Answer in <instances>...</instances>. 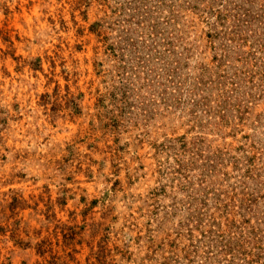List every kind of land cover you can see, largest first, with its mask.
<instances>
[{"label": "rangeland", "instance_id": "obj_1", "mask_svg": "<svg viewBox=\"0 0 264 264\" xmlns=\"http://www.w3.org/2000/svg\"><path fill=\"white\" fill-rule=\"evenodd\" d=\"M128 1L0 0V264H263L264 0Z\"/></svg>", "mask_w": 264, "mask_h": 264}, {"label": "trees", "instance_id": "obj_2", "mask_svg": "<svg viewBox=\"0 0 264 264\" xmlns=\"http://www.w3.org/2000/svg\"><path fill=\"white\" fill-rule=\"evenodd\" d=\"M143 1L144 0H131L128 2L133 3V5L135 6L134 8H138L140 3H142ZM196 1H198V0H182V5L183 4L187 5L191 8H193L194 10H196ZM150 3H151V5H150L151 7L157 6L158 9H163V8H167V7L170 8V7H173L174 5H176L175 0H150ZM152 3H154V4H152ZM178 7H181V5H178ZM149 10H151V8H148V11ZM172 11L173 10L168 9V12L170 15H172ZM201 12L202 13L206 12V9L201 8ZM207 12L209 13V15L206 16L205 18H207V21H208L212 12L210 10ZM170 15H168V18L164 20L165 24H168L170 22V19L172 18ZM256 159H257V162L255 163L254 157H248L247 158V169L245 170V173L242 174V176H243V180L241 182L242 186H243L242 189L249 190L247 192L246 191L243 192V190H242L239 193L241 195V197L238 200V202H239L238 207L241 208L242 211L243 210L247 211L246 209L250 210V208H248L250 206H248L246 204H249V205L254 204V202L256 201V198H263L264 197V192L261 195H256V197L254 196V191H255L256 187L264 185V160H262L261 158L260 159L256 158ZM259 184H261V185H259ZM241 215H243V214H241ZM256 220L259 221V218ZM247 223H249V221L246 219L242 220L240 222H235L234 219L229 221L230 228H233V232H234L233 239L237 235L236 239H238V241H240L237 244V248L232 249V250H234L233 253L235 252V254H231V256H235L236 254H241V255H243L244 258H246L248 255L253 256L254 254H252L250 252L246 253L245 249H242V246L244 244H248V245L252 244V247H253L254 244H257L264 239V235L261 238V236L258 235V232L256 229L258 227L259 223H256V225H254V224L249 225ZM255 248H257L258 250L262 249V247L259 245L255 246ZM253 257H256L257 259H259L260 258L259 252L257 251L255 256H253ZM252 261H254V259L246 260V263H251Z\"/></svg>", "mask_w": 264, "mask_h": 264}]
</instances>
